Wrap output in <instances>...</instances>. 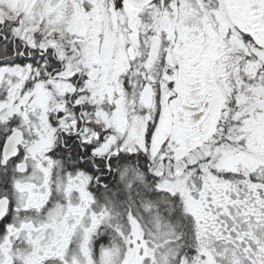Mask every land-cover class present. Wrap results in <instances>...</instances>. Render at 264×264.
Here are the masks:
<instances>
[{"label":"snow or ice","instance_id":"obj_1","mask_svg":"<svg viewBox=\"0 0 264 264\" xmlns=\"http://www.w3.org/2000/svg\"><path fill=\"white\" fill-rule=\"evenodd\" d=\"M0 264H264V0H0Z\"/></svg>","mask_w":264,"mask_h":264}]
</instances>
